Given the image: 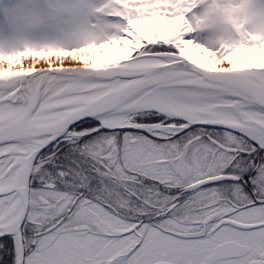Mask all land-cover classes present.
<instances>
[{
  "label": "snow or ice",
  "instance_id": "obj_1",
  "mask_svg": "<svg viewBox=\"0 0 264 264\" xmlns=\"http://www.w3.org/2000/svg\"><path fill=\"white\" fill-rule=\"evenodd\" d=\"M0 264H264V0H0Z\"/></svg>",
  "mask_w": 264,
  "mask_h": 264
}]
</instances>
